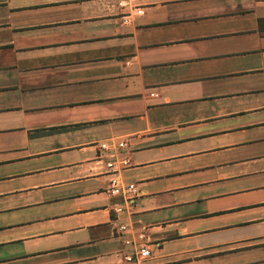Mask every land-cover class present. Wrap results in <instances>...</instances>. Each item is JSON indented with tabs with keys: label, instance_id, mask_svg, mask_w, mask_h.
<instances>
[{
	"label": "crops",
	"instance_id": "0c3cea01",
	"mask_svg": "<svg viewBox=\"0 0 264 264\" xmlns=\"http://www.w3.org/2000/svg\"><path fill=\"white\" fill-rule=\"evenodd\" d=\"M142 247L264 264V0H0V264Z\"/></svg>",
	"mask_w": 264,
	"mask_h": 264
},
{
	"label": "built area",
	"instance_id": "2783aa9c",
	"mask_svg": "<svg viewBox=\"0 0 264 264\" xmlns=\"http://www.w3.org/2000/svg\"><path fill=\"white\" fill-rule=\"evenodd\" d=\"M120 147L126 146L125 142L119 143ZM102 148L106 149V144L101 145ZM113 162H110L108 166L110 168L114 167ZM121 165H127V160H120ZM110 194L112 196H117L121 198V204L117 205L115 208L116 212H122L124 210V206L128 203H132L134 199L137 197V190L134 184H130L127 186H123L120 184L118 179H114L111 182V188H110ZM151 256V252L148 248L142 247L139 252L136 254L134 259L132 257H127V261L130 262V264H140L142 262H146Z\"/></svg>",
	"mask_w": 264,
	"mask_h": 264
}]
</instances>
